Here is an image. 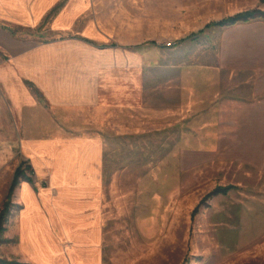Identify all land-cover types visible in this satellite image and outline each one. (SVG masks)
Returning a JSON list of instances; mask_svg holds the SVG:
<instances>
[{"label":"rangeland","instance_id":"rangeland-1","mask_svg":"<svg viewBox=\"0 0 264 264\" xmlns=\"http://www.w3.org/2000/svg\"><path fill=\"white\" fill-rule=\"evenodd\" d=\"M254 8L264 1L0 0L3 64L39 47L94 68L90 80L69 78L73 91L93 89L92 101L54 104L45 94L44 108L29 105L33 119L3 116L0 211L22 163L38 195L20 196L19 179L0 258L264 264V161L229 152L227 136L236 130L228 98L244 88L211 78L224 35L246 24L216 23ZM21 81L39 103V85ZM28 137L47 139L37 159L24 150Z\"/></svg>","mask_w":264,"mask_h":264},{"label":"crops","instance_id":"crops-1","mask_svg":"<svg viewBox=\"0 0 264 264\" xmlns=\"http://www.w3.org/2000/svg\"><path fill=\"white\" fill-rule=\"evenodd\" d=\"M251 24L252 22L244 24V32L233 36V40L230 35H224L225 39L223 37L218 51L221 66L219 70L212 72L211 78L212 83L216 84L222 80V74H227L225 80L229 89H238L240 84L243 86L244 95L233 92L227 102L230 114L235 119L232 122L235 124L233 128H236V132L227 134L229 141L234 143L229 152L251 154L252 158L261 163L262 159L264 161V25L257 27ZM60 54V51L50 52L38 47L29 54L18 56L11 64L5 65L0 61V123L7 113L11 118L14 114L18 115L21 121L29 117L30 120L33 119L32 110L29 112L28 109H37V106L44 108L45 94L48 101L54 104L76 105L92 101L93 89L88 88L81 93L73 91L69 81L72 75L84 76L86 80H90L94 71L92 60L85 58L83 63L79 61V65L76 62L73 65L70 61L62 63ZM23 76L39 85L36 88L41 97L39 103L29 91L27 83H22ZM30 104L37 106H29ZM237 139H240L239 142ZM45 140L47 139L28 137L23 140L24 150L37 159L40 152L35 147L42 150ZM246 145L248 149H245ZM51 169L50 166H44L41 173ZM259 169L264 171V165ZM20 183V196L23 198H29L30 188L37 194L29 180L24 179Z\"/></svg>","mask_w":264,"mask_h":264},{"label":"trees","instance_id":"trees-1","mask_svg":"<svg viewBox=\"0 0 264 264\" xmlns=\"http://www.w3.org/2000/svg\"><path fill=\"white\" fill-rule=\"evenodd\" d=\"M264 0H262L263 2ZM258 19H264V10L259 9V8H254L246 11L239 12L235 15L229 16L216 24L218 26L222 27H230V26H235L237 24H242V23H250L254 20ZM211 26V25H210ZM24 164L22 163L16 170L14 179L11 183V187L9 190V194L7 196V199L3 205V208L0 211V244L8 242L9 239L4 236V232L6 230V224L8 223L9 220V215L12 211L13 203H12V197L14 195L15 189L19 185L20 178L24 177L26 180H29L32 182L30 178L27 177L25 174V168ZM27 167V166H26ZM234 188L233 185H229L226 187H217L210 195H216V194H226L230 189ZM0 264H21L17 261H11L7 259L0 258Z\"/></svg>","mask_w":264,"mask_h":264}]
</instances>
